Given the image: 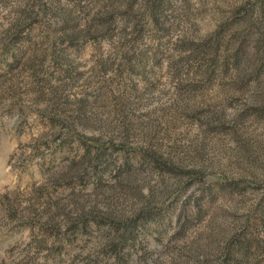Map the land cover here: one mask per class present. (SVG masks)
<instances>
[{
    "label": "rangeland",
    "instance_id": "374dc122",
    "mask_svg": "<svg viewBox=\"0 0 264 264\" xmlns=\"http://www.w3.org/2000/svg\"><path fill=\"white\" fill-rule=\"evenodd\" d=\"M0 264H264V0H0Z\"/></svg>",
    "mask_w": 264,
    "mask_h": 264
},
{
    "label": "trees",
    "instance_id": "16d2710c",
    "mask_svg": "<svg viewBox=\"0 0 264 264\" xmlns=\"http://www.w3.org/2000/svg\"><path fill=\"white\" fill-rule=\"evenodd\" d=\"M237 58V57H236ZM238 59V58H237Z\"/></svg>",
    "mask_w": 264,
    "mask_h": 264
}]
</instances>
